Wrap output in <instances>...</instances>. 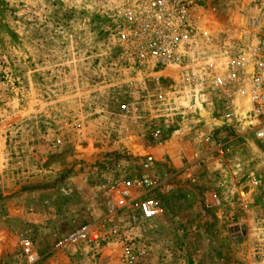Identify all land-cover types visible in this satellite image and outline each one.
I'll list each match as a JSON object with an SVG mask.
<instances>
[{
    "label": "rangeland",
    "instance_id": "rangeland-1",
    "mask_svg": "<svg viewBox=\"0 0 264 264\" xmlns=\"http://www.w3.org/2000/svg\"><path fill=\"white\" fill-rule=\"evenodd\" d=\"M247 2L213 0L212 10L221 22L254 16ZM112 8L0 0V264H19L23 239L39 264H121L124 245L137 264H264V146L224 127L219 95L196 104L174 70L146 80L115 38ZM146 156L169 191L158 218L133 226L108 194ZM217 187L224 208L208 210ZM83 226L97 244L55 249Z\"/></svg>",
    "mask_w": 264,
    "mask_h": 264
},
{
    "label": "built area",
    "instance_id": "built-area-1",
    "mask_svg": "<svg viewBox=\"0 0 264 264\" xmlns=\"http://www.w3.org/2000/svg\"><path fill=\"white\" fill-rule=\"evenodd\" d=\"M115 38L123 43L126 56L140 68H146V80L175 71L184 89L192 92L194 102L205 94L221 97L222 124L239 136H251L264 146V0H248L246 8L254 16L237 12L235 19L219 21L212 10L213 0H111ZM242 11V9H241ZM217 24V26H215ZM139 71V70H138ZM124 109V108H123ZM213 120V119H212ZM159 135L160 131L157 130ZM211 136H206L209 141ZM214 150V149H213ZM222 153V146L215 149ZM201 158L189 163L194 173L187 178L196 183ZM150 156L141 163V174L111 188L108 194L116 213L130 225L142 224L161 215L160 196L169 191L167 184L154 174ZM261 181L253 186L259 187ZM224 189L215 188L205 195L208 210L221 211L225 205ZM246 204L248 198H242ZM94 227L83 226L70 233L55 249L68 250L73 244H97ZM19 264H39L40 256L31 240L19 242ZM121 264H137L138 255L131 245H124Z\"/></svg>",
    "mask_w": 264,
    "mask_h": 264
},
{
    "label": "bare ground",
    "instance_id": "bare-ground-1",
    "mask_svg": "<svg viewBox=\"0 0 264 264\" xmlns=\"http://www.w3.org/2000/svg\"><path fill=\"white\" fill-rule=\"evenodd\" d=\"M217 24H215V26H216Z\"/></svg>",
    "mask_w": 264,
    "mask_h": 264
}]
</instances>
